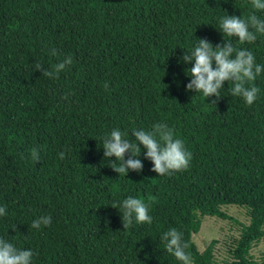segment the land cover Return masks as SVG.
I'll return each mask as SVG.
<instances>
[{"label":"trees","instance_id":"16d2710c","mask_svg":"<svg viewBox=\"0 0 264 264\" xmlns=\"http://www.w3.org/2000/svg\"><path fill=\"white\" fill-rule=\"evenodd\" d=\"M251 11L250 0H0V238L32 250V264H180L161 241L176 228L194 264H216L217 242L200 252L194 241L213 217L241 229L222 264H264L251 255L264 241V72L249 106L231 82L219 99L186 91L192 62L180 59L207 38L264 64V35L241 44L218 29L219 18ZM67 56L55 79L36 71ZM156 123L184 141L190 167L158 176L141 146V172L113 171L102 137L119 128L134 139ZM129 196L149 205L151 224L123 229L111 205ZM227 206L245 208L250 223ZM44 215L50 225L30 227Z\"/></svg>","mask_w":264,"mask_h":264},{"label":"clouds","instance_id":"9594fccd","mask_svg":"<svg viewBox=\"0 0 264 264\" xmlns=\"http://www.w3.org/2000/svg\"><path fill=\"white\" fill-rule=\"evenodd\" d=\"M253 11L246 16L225 15L219 18L218 29L223 36L235 37L241 44L253 43L258 35H264V17L258 12H264V0H250ZM213 46L207 39H198V43L190 52H184L180 58L185 64L191 63L186 75L190 82L186 85V91L202 93L209 97L220 98L219 90L224 88L225 82H231L230 92L234 97H240L251 106L260 93V88L253 81L264 72V64L256 62V57L248 49H238L231 41ZM52 55H57L56 49L51 50ZM73 63L72 57L67 56L63 61L44 69L42 63L35 65L36 71H42L45 77L55 79L67 65ZM190 73V74H187ZM108 88L107 82L104 84ZM216 103L215 100L211 102ZM119 128H113L110 133L102 137L104 158H111L110 168L116 173L127 175L129 170L141 172L143 165L140 160L143 146L144 156L152 164L151 171L158 176L171 175L174 172L185 171L190 167L192 153L186 148L184 141L175 135L173 128L166 123H156L151 130L133 129L131 136ZM126 153H130L125 159ZM31 159L40 160L36 148L31 149ZM60 158H64L61 152ZM118 162V163H117ZM121 213V222L124 230H128L134 223H152L149 214V205L140 198L129 196L121 202L113 203ZM6 207L0 206V217L5 216ZM51 224L48 215L39 216L30 225L33 229ZM161 241L167 253L174 256L180 264H194L193 256L187 251L189 245L183 239V233L176 228H170L164 232ZM33 251L22 249L13 243L0 238V264H32Z\"/></svg>","mask_w":264,"mask_h":264},{"label":"rangeland","instance_id":"374dc122","mask_svg":"<svg viewBox=\"0 0 264 264\" xmlns=\"http://www.w3.org/2000/svg\"><path fill=\"white\" fill-rule=\"evenodd\" d=\"M223 211L245 225L250 223L249 214L245 208L227 206L223 208ZM240 232V227L231 221L205 217L200 232L194 235V241L200 252H203L211 242L216 241L214 251L216 264H222L232 259L231 252L237 245ZM251 255L256 260L262 259L264 256V241L254 246Z\"/></svg>","mask_w":264,"mask_h":264}]
</instances>
